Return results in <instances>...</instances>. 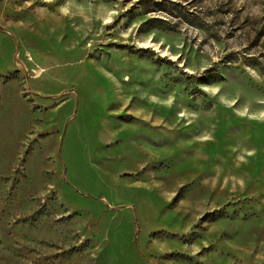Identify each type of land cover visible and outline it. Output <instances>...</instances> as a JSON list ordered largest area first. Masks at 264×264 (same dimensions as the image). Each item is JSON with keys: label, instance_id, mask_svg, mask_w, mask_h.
<instances>
[{"label": "rangeland", "instance_id": "obj_1", "mask_svg": "<svg viewBox=\"0 0 264 264\" xmlns=\"http://www.w3.org/2000/svg\"><path fill=\"white\" fill-rule=\"evenodd\" d=\"M0 25V264H264V0Z\"/></svg>", "mask_w": 264, "mask_h": 264}, {"label": "trees", "instance_id": "obj_2", "mask_svg": "<svg viewBox=\"0 0 264 264\" xmlns=\"http://www.w3.org/2000/svg\"><path fill=\"white\" fill-rule=\"evenodd\" d=\"M0 28H3V27L0 25Z\"/></svg>", "mask_w": 264, "mask_h": 264}]
</instances>
